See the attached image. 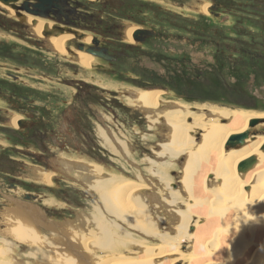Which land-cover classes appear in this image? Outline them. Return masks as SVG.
<instances>
[{"label": "rangeland", "instance_id": "rangeland-1", "mask_svg": "<svg viewBox=\"0 0 264 264\" xmlns=\"http://www.w3.org/2000/svg\"><path fill=\"white\" fill-rule=\"evenodd\" d=\"M72 1L73 4H86L93 11L91 15L96 14L93 16H96L95 19L101 17L100 12L96 11L97 8H101V4L96 0ZM126 1L127 10L126 12L121 10L122 15L115 13L110 9L111 5H107L105 12L102 13L103 17L100 18L109 25L115 32L114 36L120 40L121 45L128 48L130 53L125 60H114V65L94 56L95 60L86 67L78 62L77 57L72 56L74 54L68 53L67 49L65 53L60 54L57 51L59 53L57 54L47 47V43L43 48L34 46L27 41V38L12 37L14 36L12 34H15L11 31L13 25L5 28L3 22L6 23V19L0 12V39H10L6 45L0 41V49L6 47L11 50L12 43H15L19 50L24 51L25 58L35 60L34 68H28L9 57L0 56V66L6 68L0 67V82L12 87L14 84L9 82L10 79H4L3 77L6 76L3 73L9 69L12 71L17 69L16 72L23 79L24 92L26 93L29 89L35 97L37 115L41 119L39 128L35 129L37 136L34 140L27 129L22 133V126L18 125L21 121L19 119L25 120L26 115L11 112L8 116L6 113L3 121L1 114L7 102L0 99V118L2 119L0 121V261L2 259L7 261L5 264H59L58 261L62 262L57 257L59 253L64 255V261L74 262L80 258L79 252L83 254L84 251L78 240L79 233L89 236L88 242L91 248L84 251L83 257L89 256L93 261L106 258L104 260L106 264L111 262L116 264L129 259H142L147 260L149 264H191L192 242L185 241L183 233H180L181 235L177 233L173 226L176 219L169 221L168 213L164 211L165 217L162 216L159 219L161 224L157 223L158 218L152 220V217H144L140 221L141 226H135L133 221L130 222L133 223L132 225L127 222L125 215L132 217L128 211L135 206L133 203H123L121 199L122 205L117 202L111 204L119 211L118 216L121 217L107 213L108 209L99 194L97 195V189L91 186L89 181H84L83 176L79 177L80 168L77 166H100L102 169L100 177H110L114 174L121 181L119 183L124 185L125 189L129 187V190L135 184L153 183L157 188L158 199L161 201L154 202L155 205L161 206L163 202L164 205L165 202L169 205L166 197L168 194L166 192H169L167 186L178 191L180 196L187 197L183 190L184 159H187V153L184 152L179 157H162V159L156 157L164 144L169 141L170 130L164 118L159 117L157 121H154L152 113H147L143 109L142 111L130 104L128 96L133 90H136L135 92L142 89L161 90L162 109L187 104L191 107L208 105L264 113V55L259 57V60L256 57L254 61L250 56L238 55L237 48V50L226 49L222 45L231 41V45L242 46L244 49H264V20L263 23H260L261 19L251 20L254 16L261 14L262 16L259 17L264 18L263 0H215L221 4L217 15L209 11L208 0ZM205 2L207 12L198 11L197 7L206 5ZM130 3H133V6L139 5L147 14L148 18H143L145 24L150 22L157 32L153 40L149 39L141 44L123 40V33L122 31L119 33L120 29H117L116 24L125 26L144 23L140 16H137L139 13L137 9H131L136 16L132 17L129 11ZM193 6L197 7L193 8ZM129 15L131 17H128ZM39 20L46 22L43 19ZM92 24L97 25L93 20L91 25H88L89 32L93 34L98 31L102 33L104 39H107L109 34H103L100 26H92ZM71 25L80 28V22L73 21ZM81 26L85 27L83 24ZM103 30L107 29L103 28ZM69 39L66 40L65 46ZM132 46L137 47L136 50L131 48ZM73 51L80 53L76 47ZM150 51L153 55L145 54ZM182 56L192 61V69L199 68L201 72L200 69L204 68L207 71L208 76L202 83L199 82L198 77L192 80L193 86H186L180 81L182 78L177 73L182 68L174 60H179ZM238 58L246 62L237 63L240 61ZM102 63L106 65V68H102ZM17 65L19 68H16ZM220 77H224L223 80ZM76 82L86 83L82 84L87 90L85 101L88 100V104H84L85 106L78 101L77 94L80 90L79 86H75ZM193 110L199 112L197 108ZM200 112L204 120L212 117L208 110ZM13 117L16 123L12 125ZM191 120L188 117L184 122L188 124L187 122ZM217 121L223 123L224 119L220 121L217 119ZM10 130L12 133H8ZM102 130L110 139L114 150L109 145H104ZM199 134L200 132L192 136L188 133L189 138L192 136L194 146L200 142ZM251 134L264 136V122L255 126ZM225 147L223 144V149H226ZM210 152L211 150L208 149L207 153L201 151L199 155L202 153L203 161L208 159L210 162ZM153 160L157 162L163 160L164 165H161L162 168L154 167L151 163ZM156 169L157 173H154ZM211 169L212 166L197 170L195 173L205 182L208 180V189L222 184L221 178L210 171ZM38 171L52 172L50 181L47 183L42 180ZM26 193L38 197L37 203L42 206L52 221L62 223L61 226L54 224L58 234L54 231L51 232L53 234L49 232L48 229L52 230V223L46 220L44 212H42L43 216H39L27 208L11 209L12 203L8 201L7 195L23 197ZM21 210L28 212L26 214L34 226L33 233L18 230L19 228L15 225L14 218L16 214H22H20ZM99 212L100 214L104 212L103 219L97 221L95 217ZM231 212L234 214V210ZM107 228L111 229L107 230ZM194 229V226L190 225L189 230ZM104 231L109 232V235L113 234L109 238L114 241L116 250L113 249L110 252L98 250V245L106 235ZM64 240H67V247H71L72 253L62 244L66 243L63 242ZM140 246L146 249L147 253L140 252ZM74 248L76 251H73ZM167 249L174 253V256L155 258L160 255L159 253H166ZM49 257L50 261H48Z\"/></svg>", "mask_w": 264, "mask_h": 264}, {"label": "bare ground", "instance_id": "bare-ground-1", "mask_svg": "<svg viewBox=\"0 0 264 264\" xmlns=\"http://www.w3.org/2000/svg\"><path fill=\"white\" fill-rule=\"evenodd\" d=\"M196 7L193 6V8ZM0 9H7V11L12 14V8L9 5L7 6V3L0 1ZM197 9L198 11H202L204 13L207 12V3L206 5L204 4L200 5V7L198 6ZM45 23L46 22L37 19L35 27H32L31 29L40 35L42 34V28ZM47 25L48 23H46L45 26ZM130 28L131 27L128 26L126 38L127 40L132 41L129 33ZM71 37L72 35L68 33L51 36L50 43L54 46L56 51L63 54L65 53L66 47L65 42ZM84 39L85 41L90 42V35L86 36ZM77 60L83 66L88 67L95 59L86 53H78ZM135 91L133 90L131 94L129 93L130 95L128 96V99L130 104L141 110L143 109L144 111H147V113H152L154 115V121H157L159 117L164 118L165 124L170 130V133L168 132L169 141L164 144L163 149L156 154V157L160 159H162V157H179L180 154L184 152L187 153V159H184L185 187L183 186V190L187 197L184 198V196H180L178 191L173 190L171 186H167L169 192H166L168 193L166 197L169 205H166V202L165 205L164 202L163 204L161 203V206L155 205L154 202L161 201L158 199L157 188L153 183H149V185L139 183V185L133 184L135 187L132 186L130 190L129 187L125 189L123 187L124 185L119 183L120 180L117 176H114V174L113 176L109 175L110 177H100L99 174L102 172V169L100 166L96 165L89 166L84 164L85 168L78 165L77 167L80 168L78 171L79 177L83 176L84 181H89L91 186L97 189V195L99 194L100 199H102L104 205L108 209L107 213L120 218L121 216H118L119 211L111 206V204L114 202L121 204L120 199L126 204L133 203L135 206L134 209L130 208L128 211L132 217L126 214L125 218L128 220V223L133 221L135 226H141L140 221L143 220L144 217H152V220L158 218L157 223H160L161 221L159 219L164 216V211H166L168 213L169 221H171V219L173 221L175 219L178 221V224L177 221L173 223L177 233H183L184 240L189 241V243L192 242L191 244L193 246V250L191 249V264H264V136L250 134L245 143L238 147L232 148L225 144L232 135L245 132L249 128H251L250 131L252 132V129L255 127H250V121L255 118H264V113L260 114L253 111L220 108L208 105L191 107L187 104H181L178 106L175 104V107L162 109L161 105L163 104L160 103V95L162 93L161 90L142 89L141 91ZM171 105L173 104L171 103ZM194 108H197L199 112L193 110ZM202 110H208L210 116L212 117L204 120V116L202 112H200ZM188 117L192 120L191 122L186 121L188 123L186 124L184 121ZM14 119L15 118L13 117L11 122L12 125L16 123H14ZM215 119H219V121L220 119H224V122H216ZM19 124L20 122H18V125ZM199 132L200 142L194 146L192 136L197 135ZM188 133L192 135L191 138L188 137ZM101 134L105 139L104 145H109L112 150H114V147L111 146L110 139L103 130L101 131ZM223 144L226 146V149H223ZM208 149L211 150L210 162L208 159L203 161L202 153L199 155L201 151L203 153H207ZM253 155H256L257 157L256 163L246 172H240L238 170L239 164ZM162 161L157 162L153 160L151 163L154 167H159L164 165V162ZM211 166L212 169L210 171L217 174L221 178L220 182L222 184L215 186L212 189H208V180L205 182L202 178L197 177L195 173L197 170L210 168ZM157 169L154 173H157ZM38 172H40L42 180H45L47 183L50 181L52 172ZM189 173H191V175H189ZM127 200H129V202ZM232 210H234V214H232ZM26 213L28 212L21 210V215H19V213L16 214L14 218V221L16 222L15 225L19 228L18 230L24 231L25 233H33L34 226L32 224V220ZM103 213L104 212L100 214L99 212V214H96L95 219L97 221L102 220ZM161 220L165 221L163 219ZM130 224L133 225V223ZM153 225L155 226V224ZM190 225H193L195 229L190 231ZM167 226L170 227L168 224ZM109 229L107 228V230ZM105 233L106 235L104 236V240H101V244L98 245V250H105L106 252H110V250L113 251V249L116 248L114 247L115 243L111 238H109L110 235L113 234L109 235V232L107 233V231ZM82 234L79 233L78 240L81 242L84 251H88V249L91 248L88 242L89 236H83ZM177 236L179 238H183L182 236ZM68 239L70 238L68 237ZM69 241L72 243L71 239ZM2 243L4 244V242ZM80 246L81 245H79V247ZM75 247L78 248L76 244ZM163 247H165V245ZM66 249L67 251H72L71 247H67ZM66 249L64 250L66 251ZM168 250L169 249L166 250V253H159L160 255L155 258L158 259L163 256L171 258L174 256V253H171V251ZM73 251H76L75 248ZM41 252L43 251L41 250ZM140 252H146V249H143V247L140 246ZM83 254L79 252L78 256L80 258L74 260V262H66L63 260L64 255H60L59 253V256L57 255V257L62 262H58L59 264H106L104 261L106 258L104 260L101 258L94 259L93 261L89 256L84 255L83 257ZM3 261L4 260L2 259L0 264H5L7 262L4 261L3 263ZM48 261H50V257ZM146 261L147 260L142 259H129L116 262V264L121 262L126 264H149ZM113 263L111 262V264Z\"/></svg>", "mask_w": 264, "mask_h": 264}, {"label": "flooded vegetation", "instance_id": "flooded-vegetation-1", "mask_svg": "<svg viewBox=\"0 0 264 264\" xmlns=\"http://www.w3.org/2000/svg\"><path fill=\"white\" fill-rule=\"evenodd\" d=\"M96 2H99L101 4V8H97L96 11L100 12L101 17L102 13L105 12L107 5H111V10H113L115 13H118L122 15V12H126L127 10V1L126 0H96ZM136 2V1H135ZM209 4V11H211L214 15L218 14L219 9L221 8V4L217 3L215 0H208ZM28 3V4H27ZM46 8H42L40 3L37 0H16L12 1L10 3H7V6L9 5L11 9V13L7 11V9H0L1 15L6 19V23L3 22V25L5 28L8 27V25L12 26V34L14 36L12 37H20V39L27 38V41L32 43L34 46L43 47L45 48V44H48V48L53 50V52L59 54L54 46L50 43V37L53 35H62L65 33L72 34L73 36L68 40V43H66L65 50L67 49L68 53H70L73 57H78V53L74 52L73 49L76 47V49L80 53H86L92 57H96L99 60L107 61L109 63L115 64L114 60L121 61L125 60L127 56L130 54L128 51V48L125 47V45H121L120 40L114 36L115 32L109 27V34L111 36L106 37L107 39H104L102 36V33L96 31V33L89 32L88 25H91V22L95 20V23L100 26V30L102 29L104 24V21L100 18L93 17L94 15H91L93 11H91L86 4H73L72 0H47L45 1ZM134 3V2H133ZM133 3H130V9L129 11L132 14V17L135 14L131 9H137L139 13H137V16H140V19L144 22L143 25H125L120 26L121 24L118 23L117 29L122 31L123 33V40L128 43H134V44H141L144 41H147L149 39H152L157 36V32L153 29L151 26L152 24L150 22H147L148 24H145V20L143 18H148L147 14L143 12L142 8L139 5L133 6ZM89 9V10H88ZM127 15V14H126ZM142 16V17H141ZM30 17V19H29ZM128 17H131L130 15ZM29 19V20H28ZM37 19H43L48 23L47 26L46 23L43 26L42 34L38 35L32 27H35L36 20ZM77 21L80 22V28L72 26V22ZM76 23V22H75ZM81 24H83L85 27H82ZM151 24V25H150ZM95 24H92V26H97ZM120 26V27H119ZM128 26L130 28V35L131 40L129 41L126 38V31L128 30ZM143 29L148 30L152 34H148L147 36L139 33L137 37H135V31L137 29ZM71 29V30H70ZM91 30V29H90ZM92 31H94L92 29ZM77 32V33H76ZM90 36V42L85 41V37ZM84 39V40H83ZM107 40V41H106ZM3 44L6 45L10 41L9 40H2ZM77 42V43H76ZM12 49H7L4 47V49H0V56L2 57H9L12 60L19 63L21 66H27L28 68H34L35 60L29 59L28 57L25 58L24 51L18 49L17 44L12 43ZM15 45V46H14ZM131 48H136L132 46ZM16 52V54H15ZM145 53V52H144ZM108 54L109 56H114L115 59H106L103 56L100 55ZM148 56L153 55V52L145 53ZM14 57V58H13ZM94 57V58H95ZM103 65V63H102ZM100 66V65H98ZM97 66V68H99ZM1 67V66H0ZM2 69H6L5 67H1ZM16 68H19L17 65ZM102 68H106V65L104 64ZM115 69V67L113 68ZM16 71L17 69L8 70L3 73V77L5 80L10 79L9 82L13 83L14 85L12 87H9L6 83L0 82V99H4L7 104L5 103V106L3 107V112L1 116H3V121L5 119L6 113H8V116L11 114V112H20L24 115H26L25 120H21L22 122V133L27 129L28 134H32V138H35L37 136L35 129L39 128V123L41 124V119L37 115L38 111L35 106V97L33 93L30 92V90H26V93L23 90V79L21 78V75H19ZM86 84L84 82L79 83L76 82L75 86H79L80 88L84 87ZM36 112V113H35ZM0 118V121L2 120ZM8 120V119H7ZM29 120V121H26ZM7 127V126H6ZM6 131H9V129H5ZM12 131L10 130V132ZM26 134V133H24ZM27 135V134H26ZM39 136V135H38Z\"/></svg>", "mask_w": 264, "mask_h": 264}, {"label": "water", "instance_id": "water-1", "mask_svg": "<svg viewBox=\"0 0 264 264\" xmlns=\"http://www.w3.org/2000/svg\"><path fill=\"white\" fill-rule=\"evenodd\" d=\"M0 1L4 2V3H10V2L16 1V0H0ZM37 1L40 3L42 8H46L45 1H47V0H37ZM139 33H142V34H144L146 36L148 34H152L148 30H143V29L139 28V29H137L135 31V37H137V35ZM100 56H103L106 59H115L114 56H109L108 54H105V55L101 54ZM261 122H264V118H261V117L260 118H255V119H252L250 121L249 125H250V127H255L258 124H260ZM20 124L22 125V122ZM250 134H251V131L248 129L245 132H242L240 134L232 135L228 139L226 145L228 147H238L240 145H243L245 143L246 139L250 136ZM256 161H257V157H256V155H253L250 158H248V159L244 160L243 162H241L239 164V166H238V170L240 172H246L247 170H249L256 163ZM75 166H76V164H75ZM7 199H8V201L10 203H12V206H11L12 210H14V209L20 210L22 208H27V209H30L33 214L35 213V214H37L39 216H43L42 212L45 213V211L42 209V206L39 203H37L38 197L35 196V195L32 196L30 193L24 194L23 197L16 196V195H14V196H8L7 195ZM20 207H22V208H20ZM45 216H46V220L49 221L50 223H52V225H51L52 230H50V229H48L46 227H45V229H48L50 233L54 231L56 234H58L56 232V230H55L54 224L61 226L62 223H58L56 221H52L49 218L48 214H46ZM51 234H53V233H51ZM58 238H60V237H58ZM54 239H55V241H57L56 237H54ZM63 242H66L65 244L64 243H62V244L67 247L68 246L67 245V240H64Z\"/></svg>", "mask_w": 264, "mask_h": 264}, {"label": "trees", "instance_id": "trees-1", "mask_svg": "<svg viewBox=\"0 0 264 264\" xmlns=\"http://www.w3.org/2000/svg\"><path fill=\"white\" fill-rule=\"evenodd\" d=\"M262 2H264V0L262 1ZM259 13V12H258ZM259 16H262V14L261 15H259ZM259 16H257V17H253L254 19H251V20H256V21H258V20H262L260 23H263V20H264V18L263 17H259ZM252 18V17H251ZM104 24L105 25H103V27H102V29H101V31L103 32V34L105 33V34H109V28H108V26H107V23H105V21H104ZM103 28H106L107 30L105 31V30H103ZM109 36H111L110 34H109ZM223 45V47H225L226 49H231V48H235V50H237L238 49V55H240V54H242V56L241 57H244V55H246V56H250L254 61L256 60V57H257V59L259 60V57H261L262 55H264V49H260V48H251V49H244L242 46L241 47H237L235 44H232L231 45V41H229V42H225L224 44H222ZM237 48V49H236ZM240 49V50H239ZM234 50V51H235ZM237 52V51H236ZM240 57V58H241ZM243 59V58H242ZM238 60H240L239 58H238ZM175 62H176V64L180 67V68H182V70H180V72H178L177 74L182 78V79H180V81L182 82V83H184L186 86H188V85H190V86H193V82H192V80H194V78L195 77H198L199 78V82L200 83H202L203 82V79L204 78H206V76H208V73H207V71L204 69H200V70H202L201 72H199V68L198 69H196L195 70V68L194 69H192L193 68V63H192V61L188 58V57H186V56H182L179 60H174ZM246 62V60H240L239 62H237V63H242V64H244ZM245 65H247V64H245ZM167 66V65H166ZM216 68V67H215ZM222 80H223V78L224 77H220ZM228 78V77H227ZM221 80V81H222ZM226 80V79H225ZM227 81V80H226ZM221 87H224V86H221ZM86 88L85 87H82V88H80V91L78 92V94H77V96H78V101H81L82 103H83V105L84 104H88V100L87 101H85V99H86ZM80 96V97H79ZM85 106V105H84ZM34 139V138H33ZM35 140V139H34ZM36 141L38 142V139H36ZM5 173V172H4ZM10 176H12V175H10Z\"/></svg>", "mask_w": 264, "mask_h": 264}]
</instances>
